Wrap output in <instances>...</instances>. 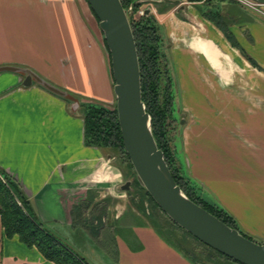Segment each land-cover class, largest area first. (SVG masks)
Wrapping results in <instances>:
<instances>
[{"label":"crops","instance_id":"0c3cea01","mask_svg":"<svg viewBox=\"0 0 264 264\" xmlns=\"http://www.w3.org/2000/svg\"><path fill=\"white\" fill-rule=\"evenodd\" d=\"M216 3L239 46L264 68V18L232 0ZM186 4L151 11L192 118L180 130L178 158L215 204L264 241V71L196 6L192 18L183 17ZM0 66L30 69L81 101L117 102L110 51L87 0H0ZM25 76L0 72V168L20 185L38 220L58 226L91 264H203L130 203L120 171L111 170L102 148L85 143L78 101L36 80L25 86ZM85 202L87 224H75L74 208ZM90 234L93 242L83 249ZM0 264L55 263L9 238L0 215Z\"/></svg>","mask_w":264,"mask_h":264},{"label":"trees","instance_id":"16d2710c","mask_svg":"<svg viewBox=\"0 0 264 264\" xmlns=\"http://www.w3.org/2000/svg\"><path fill=\"white\" fill-rule=\"evenodd\" d=\"M121 1L129 13V19L137 44L142 78V96L146 109L151 116L152 132L159 148L162 149L165 154V159L176 182L191 200L204 207L229 226L237 228L246 237L256 241L251 235L242 231L240 224L230 212L205 198L203 192L196 186V183L190 178L183 176L180 169L177 168L175 155L171 147V138H169V133L167 131V119L170 115L172 117L177 111L176 98L179 92L177 88L178 85L173 79L174 77L170 68H168L170 57H167V53L163 50L164 40L159 26V19L157 15L152 12L148 14L146 12L144 14L141 13V9L144 8L143 0ZM182 1L192 2L201 15L221 29L233 45L239 47L246 58L255 67L264 71V68L239 46L235 37L229 31L231 20L226 15L222 14V11L217 9L216 2L220 0ZM160 3L161 4L157 3V8L162 5L166 9L162 10L159 7V14H165L171 8L175 7V5L165 1ZM236 11L238 15L241 14L239 9H236L235 12ZM163 65L166 66V68H162ZM163 78L164 85L161 84ZM63 98L70 101H80V97L72 93H68L67 96H63ZM82 105L84 106L82 115L84 118L85 143L88 146L99 148H120L130 160L122 139L117 105L115 104L114 107L104 103ZM190 181L193 182V184H191ZM146 193L150 195L147 191ZM0 215L5 233L9 238L18 236L21 242L30 248H37L48 260L55 264H91L76 249L70 246L69 243L59 239L38 220L28 197L25 195L20 185L2 168H0ZM81 217L82 208L76 206L73 211L74 223L76 224ZM187 233L200 241L189 232ZM174 243L191 259L198 260L197 257H194L187 249L182 248L179 243ZM259 243H264V241ZM203 244L232 260L234 263L242 264L220 253L207 244Z\"/></svg>","mask_w":264,"mask_h":264},{"label":"water","instance_id":"95a60500","mask_svg":"<svg viewBox=\"0 0 264 264\" xmlns=\"http://www.w3.org/2000/svg\"><path fill=\"white\" fill-rule=\"evenodd\" d=\"M87 1L99 20L110 51L122 139L139 182L164 213L201 242L242 264H264V243L246 237L191 200L176 182L152 132L151 116L142 96L137 44L122 1ZM164 1L184 8L181 0ZM256 1L264 4V0ZM151 11V8L146 9L147 14ZM4 71L25 73V86H31L36 80L58 95L68 94L30 69L0 66V72ZM130 187L129 181L122 185L124 190Z\"/></svg>","mask_w":264,"mask_h":264},{"label":"rangeland","instance_id":"374dc122","mask_svg":"<svg viewBox=\"0 0 264 264\" xmlns=\"http://www.w3.org/2000/svg\"><path fill=\"white\" fill-rule=\"evenodd\" d=\"M186 2H187V4H186V8L184 9L185 11H182L181 15L183 17L192 18V15L189 12V9L191 7L194 8L195 5L190 4L189 1H186ZM159 4H161V3L159 2ZM156 5H157V3L152 2V0H144V8L141 10L144 11V13H145L147 8H151L153 10H156L159 13V10H158L159 7L162 10L166 9L162 5L158 6V8H157ZM202 7H205V6H202ZM246 10L250 11L253 14L254 18H258V17L264 18V15H262L260 12L252 11L249 9H246ZM263 10H264V8H263ZM240 12L244 13L245 11L241 10ZM163 50L167 53V57H170V54L167 50V41L163 42ZM163 66H162V68H166V66H164V67ZM168 68H170L172 75L174 77L173 79L176 82V84L178 85L177 88H178V92H179V93H177V98H176L177 111L172 115V117L170 115L167 119V131L169 133V138H171V147H172L174 155H175L176 166L178 169H180L183 176L187 175L188 178L190 177V179L194 183H196V186L199 188V190H201L203 192V195L205 198H207L209 201H211L213 203L214 202L217 203L215 200L216 196L208 188L203 187L200 182H197L193 177L189 176L187 163L185 162V160L183 159L182 164H181V161H179L178 157L179 156L181 158L183 157L182 145H181L182 140H181V137L179 136L180 130H182L183 129L182 126L187 125L192 120V118H191V116H189V112L187 111V109L183 108V106L181 105V102H180L181 88H180L179 81L177 78L176 70L174 69V67L171 63V59H169ZM161 84L164 85V78H163ZM82 104H86V105L87 104H96V102L81 101V100L78 101L77 107H78V110L80 111V113H83V111H84V106ZM114 106H115V104L112 105V107H114ZM182 120H183V122H182ZM102 149L104 151L105 161H107L108 157H109V160L111 161V163H110L111 164V170L115 169L116 171H120V176L122 178V185L128 181L131 182V187L128 190H123V192L130 195L129 196L130 203L133 206H135V208H137L139 211H141V213L148 216L151 219V221L155 225H157L165 234H167L172 241L179 243V245L182 248L187 249L189 253H191L194 257H197V259L203 264H236L232 260H230L227 257L213 251L212 249H210L209 247H207L206 245H204L200 241H198L195 238H193L192 236H190L183 228H181L180 226L175 224L172 221V219L166 213H164L162 211V209L160 207H158L157 203L153 200V198L146 193L147 190H144L146 188L139 182V180L137 178V173L135 171L133 164L131 163V161L129 160V158L123 152L122 149L113 148V147L102 148ZM182 166H184V171H183ZM193 182H191V184H193ZM91 191H88V193L90 194ZM213 196H215V198ZM87 204H88V202H85L82 205H80L82 210L85 209ZM96 218L97 217L95 216L93 218V220H91L89 223L94 224V221ZM100 222L97 223V226L100 225L99 224ZM76 224H78V225L87 224V222L85 221V217L79 218ZM44 226L46 228H48L50 231H52L59 239H62L66 242L68 241V240H66L65 237H62V235H60L56 232V230L59 228L58 226L57 227L56 226H50V225H44ZM240 228L245 233L251 235L257 242H263V240L260 239L259 236H254L253 234L247 232L241 226H240ZM90 232L93 234L92 231H90ZM88 236H89V234H88ZM90 236H91V234H90ZM82 240H83V246L82 247H83V249L87 250L88 246L91 245L93 242L92 236L88 237V238L83 237ZM67 243H69V242H67ZM72 245L70 243V246H72L74 249H76V248L80 249L79 251H81V255H84L82 248H80L81 246H79L77 244H72ZM84 257H85V255H84Z\"/></svg>","mask_w":264,"mask_h":264},{"label":"built area","instance_id":"2783aa9c","mask_svg":"<svg viewBox=\"0 0 264 264\" xmlns=\"http://www.w3.org/2000/svg\"><path fill=\"white\" fill-rule=\"evenodd\" d=\"M233 1L237 2L240 6H242L245 9L260 12L262 15H264L263 3H260L256 0H233ZM141 13L143 14L144 11L141 10Z\"/></svg>","mask_w":264,"mask_h":264},{"label":"flooded vegetation","instance_id":"af4514ba","mask_svg":"<svg viewBox=\"0 0 264 264\" xmlns=\"http://www.w3.org/2000/svg\"><path fill=\"white\" fill-rule=\"evenodd\" d=\"M162 1H164V0H152V2H156V3H159V2H162ZM182 1V0H181ZM183 3L185 2V1H182ZM176 6V5H175ZM177 7H179V6H177Z\"/></svg>","mask_w":264,"mask_h":264}]
</instances>
